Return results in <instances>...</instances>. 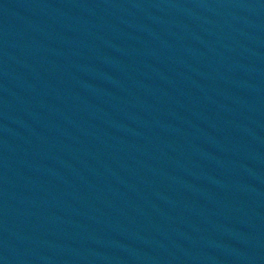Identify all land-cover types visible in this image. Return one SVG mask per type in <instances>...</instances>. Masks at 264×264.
<instances>
[{"label": "water", "instance_id": "95a60500", "mask_svg": "<svg viewBox=\"0 0 264 264\" xmlns=\"http://www.w3.org/2000/svg\"><path fill=\"white\" fill-rule=\"evenodd\" d=\"M0 264H264V0H0Z\"/></svg>", "mask_w": 264, "mask_h": 264}]
</instances>
